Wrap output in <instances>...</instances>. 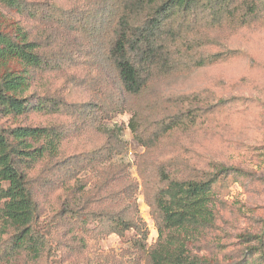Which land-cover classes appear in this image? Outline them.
I'll list each match as a JSON object with an SVG mask.
<instances>
[{
    "label": "rangeland",
    "instance_id": "rangeland-1",
    "mask_svg": "<svg viewBox=\"0 0 264 264\" xmlns=\"http://www.w3.org/2000/svg\"><path fill=\"white\" fill-rule=\"evenodd\" d=\"M126 1L25 0L32 14L23 15L0 3V33L22 25L44 62L27 93L44 110L2 124L59 141L21 165L46 248L33 257L14 247L0 199V264H148L157 244L179 238L159 235L158 192L175 179H211L219 164L231 169L212 188L213 224L186 248L209 264H264V6L244 25L191 16L169 40V66L131 95L110 56ZM134 219L141 236L124 228Z\"/></svg>",
    "mask_w": 264,
    "mask_h": 264
},
{
    "label": "trees",
    "instance_id": "trees-1",
    "mask_svg": "<svg viewBox=\"0 0 264 264\" xmlns=\"http://www.w3.org/2000/svg\"><path fill=\"white\" fill-rule=\"evenodd\" d=\"M0 3L22 15L32 14L25 0H0ZM125 4L127 13L118 21L110 56L125 92L138 95L153 68L169 66L173 54L169 40L176 43L180 39L179 31H183L184 22L191 16L197 19L208 13L213 25H221L226 19L244 25L260 18L264 0H127ZM40 48L22 25L16 27L13 35L0 33V199L4 201L5 222L17 232L14 247L26 250L33 257H40L46 245L36 227L37 204L21 165L42 159L46 151H56L59 141L54 140V133L48 129H7L2 121L44 110L40 102L30 101L27 95L30 71L44 66ZM14 63L23 69L13 70ZM41 141L45 144L36 147ZM230 169L219 164L211 179H175L158 192L156 208L165 225H159V235L162 237L164 230L169 229L179 240L172 235L165 244H157L148 264H209L192 255L186 241L198 228L213 224L212 188L216 178ZM135 220L128 221L124 228L134 229L141 236L143 228Z\"/></svg>",
    "mask_w": 264,
    "mask_h": 264
}]
</instances>
